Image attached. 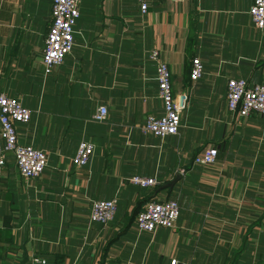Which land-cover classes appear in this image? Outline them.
<instances>
[{
	"label": "crops",
	"instance_id": "crops-1",
	"mask_svg": "<svg viewBox=\"0 0 264 264\" xmlns=\"http://www.w3.org/2000/svg\"><path fill=\"white\" fill-rule=\"evenodd\" d=\"M147 2L142 12L138 0H79L74 46L44 73L51 0H0V92L32 111L15 124L18 141L48 154L37 178L25 179L11 152L0 169V264H264V114L235 119L225 100L230 77L264 82L252 0ZM152 49L174 95H187L178 132L161 138L140 129L164 112ZM194 55L204 72L192 82ZM83 139L94 152L76 166ZM210 145L216 160L195 163ZM134 174L159 183L140 187L127 181ZM151 196L178 201L175 227L139 230ZM112 197L114 218L91 222V202Z\"/></svg>",
	"mask_w": 264,
	"mask_h": 264
},
{
	"label": "built area",
	"instance_id": "built-area-1",
	"mask_svg": "<svg viewBox=\"0 0 264 264\" xmlns=\"http://www.w3.org/2000/svg\"><path fill=\"white\" fill-rule=\"evenodd\" d=\"M148 0H138L140 10L146 11ZM79 0H51L50 26L45 35V44L42 51L44 73L57 67L66 54L69 53L75 43L74 31L76 19L80 14ZM256 28H264V0H252L249 7ZM149 56L156 63V84L158 97L163 104L164 112L161 116L147 114L144 123L140 126L141 131L150 133L158 138L178 132L181 124V114L186 106L187 95L185 93H173L171 71L167 62L162 57L160 50L152 49ZM204 72L203 62L198 55L191 60L190 79L192 82L202 76ZM226 102L227 108L232 112L235 119L245 118L251 113L264 114V82L249 83L243 78L230 77L227 80ZM31 109L22 104L17 96L0 92V169L5 167L7 154L12 153L20 174L26 178H37L48 163L46 150H41L32 144H22L18 141L16 123L25 122L31 117ZM108 107L99 104L93 113V118L98 121L105 120ZM94 152V143L90 140H81L72 156V162L81 166L90 161ZM217 148L214 145L205 147L194 157V162L212 164L217 158ZM127 181L140 187L155 186L159 183L155 176L134 174ZM117 200L112 198H96L91 202L89 220L106 224L110 222L117 211ZM135 216V223L139 230L153 231L159 227L176 226L180 215L181 205L171 197H149L146 203ZM36 262L45 263L46 260L33 257ZM168 264H190L187 261L171 257Z\"/></svg>",
	"mask_w": 264,
	"mask_h": 264
},
{
	"label": "water",
	"instance_id": "water-1",
	"mask_svg": "<svg viewBox=\"0 0 264 264\" xmlns=\"http://www.w3.org/2000/svg\"><path fill=\"white\" fill-rule=\"evenodd\" d=\"M179 177H180V176L178 175V176L176 177V180H178V179H179ZM176 180L174 179V181H176ZM169 185H171V183H170Z\"/></svg>",
	"mask_w": 264,
	"mask_h": 264
}]
</instances>
